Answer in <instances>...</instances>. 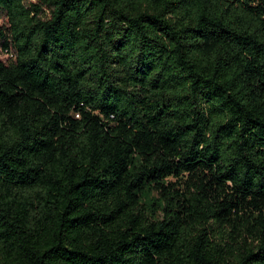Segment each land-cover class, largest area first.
Instances as JSON below:
<instances>
[{"label":"trees","instance_id":"1","mask_svg":"<svg viewBox=\"0 0 264 264\" xmlns=\"http://www.w3.org/2000/svg\"><path fill=\"white\" fill-rule=\"evenodd\" d=\"M0 13V264H264V0Z\"/></svg>","mask_w":264,"mask_h":264},{"label":"rangeland","instance_id":"2","mask_svg":"<svg viewBox=\"0 0 264 264\" xmlns=\"http://www.w3.org/2000/svg\"><path fill=\"white\" fill-rule=\"evenodd\" d=\"M25 6L36 5L39 0H22ZM45 10V9H44ZM44 16H48V12L45 10ZM8 25L6 23V18L0 13V28L7 29ZM3 41L0 39V62L8 63L13 60L12 55H7L4 48L2 47Z\"/></svg>","mask_w":264,"mask_h":264}]
</instances>
